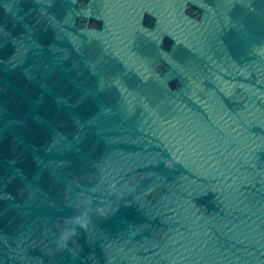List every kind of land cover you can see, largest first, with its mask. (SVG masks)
Wrapping results in <instances>:
<instances>
[{"label":"water","instance_id":"water-1","mask_svg":"<svg viewBox=\"0 0 264 264\" xmlns=\"http://www.w3.org/2000/svg\"><path fill=\"white\" fill-rule=\"evenodd\" d=\"M0 264H264V0H0Z\"/></svg>","mask_w":264,"mask_h":264}]
</instances>
